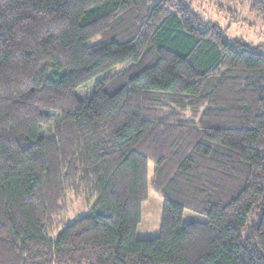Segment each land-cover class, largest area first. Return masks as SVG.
<instances>
[{
  "label": "trees",
  "instance_id": "trees-1",
  "mask_svg": "<svg viewBox=\"0 0 264 264\" xmlns=\"http://www.w3.org/2000/svg\"><path fill=\"white\" fill-rule=\"evenodd\" d=\"M0 264H264V45L185 0H0Z\"/></svg>",
  "mask_w": 264,
  "mask_h": 264
},
{
  "label": "rangeland",
  "instance_id": "rangeland-1",
  "mask_svg": "<svg viewBox=\"0 0 264 264\" xmlns=\"http://www.w3.org/2000/svg\"><path fill=\"white\" fill-rule=\"evenodd\" d=\"M190 3L193 11L200 16L205 24H216L223 28L229 39H240L251 46L264 45V20L249 10L248 5L242 2L230 3L228 0H185ZM91 42L89 44H92ZM93 89L89 84L78 90L81 98H88ZM54 123L43 128L41 135L52 134ZM154 165L149 162L147 167V199L141 205L140 222L136 227L135 238L150 240L159 235L162 218V198L151 188ZM70 199V198H69ZM88 204L80 199L72 202L68 208L67 221L76 215L87 212ZM203 215L185 210L182 215L181 225L190 222H205Z\"/></svg>",
  "mask_w": 264,
  "mask_h": 264
}]
</instances>
